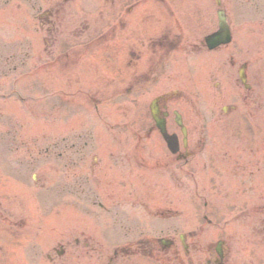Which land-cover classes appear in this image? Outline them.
<instances>
[{"label": "rangeland", "instance_id": "374dc122", "mask_svg": "<svg viewBox=\"0 0 264 264\" xmlns=\"http://www.w3.org/2000/svg\"><path fill=\"white\" fill-rule=\"evenodd\" d=\"M256 2L234 0L237 6L230 16L240 41L238 60L251 57L253 67L260 68L264 67V0ZM101 3L103 0H0V50L11 41L19 55L10 65L0 63V230H14V237L9 240L0 238V264H107L115 249L140 237H179L196 230L200 242L216 243L225 221L229 225L223 233H231L227 242L234 262H246L258 250L251 246L256 231L243 224L242 219L233 218L232 199L223 196L226 188L214 177L229 178L233 174L222 163H230L234 140L240 139L239 145H245L243 137L250 135L240 129L241 124H246L244 118L235 121L242 114L219 122L213 119L226 99L209 81L195 79L192 83L187 79L186 68L189 61L193 64V55L185 61L184 51L173 54L165 75L141 95L140 91L127 95L125 87L116 96L108 93L103 101L92 94L78 97L79 85L90 89L86 81L90 71L85 61L79 71L75 69L78 77L72 74L69 78V69L63 74L58 69L42 70L43 50L51 46L44 35L54 34L56 22L62 24V29H69L71 14L76 10L78 14H88L89 5ZM210 5L212 9L214 5ZM41 13L49 22L43 27ZM213 18L207 7V30ZM191 29L195 32L187 34L189 42L198 39L206 28ZM65 39L69 38L62 37V41ZM79 47L83 49L81 42ZM67 48L52 49L53 53L44 57L53 61ZM24 51L30 53L27 66L22 64ZM74 53L62 56L64 67L66 61L70 65L71 57L77 58ZM179 88L187 97L173 107L185 113L191 146L196 151L201 148V113L209 114L207 150L213 158L211 164L218 162L220 169L213 164L209 172L203 170L205 154H197L189 166L201 191L206 175H211L207 198L195 193L197 184L193 177L184 176L174 166L168 173L147 166L142 160L153 154L163 159L169 155L162 137L155 133L147 137L146 123L154 95ZM263 90L264 83H260V91ZM97 102H102L99 118L94 107ZM260 109L259 117L264 121V108ZM223 125L227 127L225 134L221 132ZM171 130L176 127L172 125ZM263 130L264 124H260V131ZM260 142L255 137L250 144L261 145ZM212 152L217 153L216 160ZM205 199L210 201L206 210ZM77 238L88 239L89 248L83 240L77 246ZM60 247L65 251L62 255L56 252ZM130 259L133 264H160L142 255ZM125 262L123 259L116 264Z\"/></svg>", "mask_w": 264, "mask_h": 264}, {"label": "flooded vegetation", "instance_id": "af4514ba", "mask_svg": "<svg viewBox=\"0 0 264 264\" xmlns=\"http://www.w3.org/2000/svg\"><path fill=\"white\" fill-rule=\"evenodd\" d=\"M229 1V5H226ZM234 0H103L101 4H94L88 16L79 21L77 10L72 14L71 33L74 38L87 34V48L105 45L108 54L122 53L120 83L134 88L155 83L162 74L166 73L173 61L175 53L185 52L186 60L193 55V64L189 61L186 68L187 79L193 81H209L214 85L228 102L227 112H236L247 118L251 117L253 123L259 125L261 119L260 107L264 108V90L260 91V83H264V67L254 68L249 57L244 61L238 60V41L233 35V25L230 12L235 10L237 4ZM212 6L211 9V5ZM207 7L213 14V20L207 30ZM227 17L232 41L226 45L210 48L206 42L209 34L219 29V12ZM51 15L49 14V18ZM48 21V20H47ZM59 30L62 24H57ZM196 26L206 28L198 39L189 42L186 37L195 32ZM186 39V41H185ZM194 60L196 62H194ZM240 71L245 82L240 78ZM262 74V78L261 75ZM260 94L262 101H260ZM161 95V94H160ZM158 95V96H160ZM174 94L167 101L161 98L158 101L160 117H166L169 125L175 117L169 111V102L177 99ZM240 104V105H239ZM264 124V121L262 120ZM151 131H157L155 123ZM264 131V130H263ZM249 146L251 158L246 163H239L242 174H239L240 186L247 189L240 191H226V197L233 198V205L241 213L237 220H246L242 223L253 229L256 237L254 246L264 245V145ZM261 148V149H260ZM184 156L180 151L178 158ZM248 171V172H246ZM245 199V200H244ZM262 234V235H261ZM4 238L5 235H3ZM188 239V238H186ZM183 246L172 240L167 248L166 264H231L229 251L222 245L219 251L206 249L197 240L188 241ZM79 243V241L77 242ZM258 243V244H257ZM225 244V243H223ZM146 246L155 249L152 242L147 241ZM124 255H132L138 249H123ZM248 263L264 264V252L253 253ZM160 259V257H157ZM114 261V260H113ZM111 264H115L112 262ZM236 264V263H232Z\"/></svg>", "mask_w": 264, "mask_h": 264}]
</instances>
